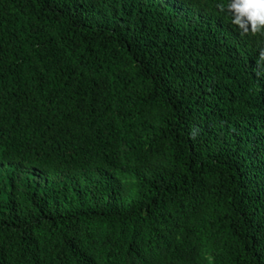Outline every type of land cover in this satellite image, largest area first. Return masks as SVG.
<instances>
[{
	"label": "trees",
	"instance_id": "obj_1",
	"mask_svg": "<svg viewBox=\"0 0 264 264\" xmlns=\"http://www.w3.org/2000/svg\"><path fill=\"white\" fill-rule=\"evenodd\" d=\"M227 3L0 0V264H264V32Z\"/></svg>",
	"mask_w": 264,
	"mask_h": 264
},
{
	"label": "clouds",
	"instance_id": "obj_2",
	"mask_svg": "<svg viewBox=\"0 0 264 264\" xmlns=\"http://www.w3.org/2000/svg\"><path fill=\"white\" fill-rule=\"evenodd\" d=\"M217 7L232 17L231 22L239 28L241 35L264 32V0H229L226 6L218 4Z\"/></svg>",
	"mask_w": 264,
	"mask_h": 264
}]
</instances>
